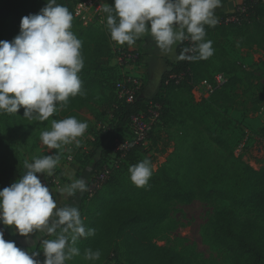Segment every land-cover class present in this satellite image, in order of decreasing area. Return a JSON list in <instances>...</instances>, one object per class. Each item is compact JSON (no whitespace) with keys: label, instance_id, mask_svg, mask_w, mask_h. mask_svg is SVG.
I'll list each match as a JSON object with an SVG mask.
<instances>
[{"label":"rangeland","instance_id":"374dc122","mask_svg":"<svg viewBox=\"0 0 264 264\" xmlns=\"http://www.w3.org/2000/svg\"><path fill=\"white\" fill-rule=\"evenodd\" d=\"M43 1L24 0L25 6L21 7V0H0V7L9 3L14 4L20 9L21 17H24ZM67 1L73 6L77 0ZM104 2L106 5L114 4V0H104ZM237 6L239 4L235 8ZM205 28V39L212 41L214 54L208 59L191 61L188 71L182 74L179 82L170 77L173 83H170L161 101L148 102L147 111L151 104H158L159 107L156 110L160 116L149 134L146 147H140L132 154H127L119 166L110 171L109 177L103 178V170L100 166L89 180H86L89 170L84 172L94 139L103 125L108 123L109 113L107 112L110 106L106 97L110 94L108 89H105L102 94L98 93V98L92 103L72 109L68 115L55 112L43 122L27 120L23 116L25 111L23 107L20 108L15 119L0 118V138L4 144L2 152L11 163L21 165L22 175L26 171L23 166L25 160L32 162L34 157L55 154L59 151L61 159L53 173L60 178L61 182L59 188L53 191H58L71 183L72 179L77 178L90 181L89 188L93 185V180L101 182L100 187H97L93 194H89L84 200L87 209L80 210L86 227H88L89 212L93 210L88 199L104 194L108 190L107 186L110 185L109 180L113 174L114 176L122 174L127 185H135L130 179L128 169L145 158L151 160L155 170L163 165L187 166L188 158H185L184 163H180L179 160L188 155L192 144L197 142L201 148H208L220 154L222 158L232 154L256 169L264 168V14L260 12V19L251 26H237L234 23L226 24L222 21L214 27L206 25ZM19 32L20 25L13 17L0 20V40L14 38ZM112 42L113 49L116 50V42ZM140 59L139 55V61L131 66L132 69L138 67L141 75H135L131 70L126 69L127 67L122 68L116 59L111 60L110 65L116 66L117 72L107 84L114 82L115 94H117V83L125 75L135 77L142 82L139 95L150 99L157 94L160 88L157 84L161 68L155 72L151 85L148 87L149 90L146 91L150 66L158 67L154 60L143 63ZM219 72L225 74L226 82L222 88L211 91L208 84H214L215 75ZM102 77L106 80L108 72H105ZM68 116H75L88 124L83 136L78 138L80 139L79 147L73 143L62 146L59 150H49L40 140V133L51 128L53 119L61 120ZM72 155L74 160L70 161ZM131 155L135 157L132 164L129 159ZM108 162L107 156L101 164ZM75 165L78 168H75ZM64 166L68 170L71 169L72 178L65 175V170L62 169ZM37 175L41 177L45 174ZM78 194L79 192L69 197L59 206L71 204L79 208L82 201ZM167 206L169 214L158 229L151 233L152 241L157 245L167 246L183 255L191 256L193 264H234L235 262L232 252L215 239L214 222L219 210L231 209L241 220L253 219L264 225L262 210L253 206H236L228 200L199 198L192 202L176 200L171 201ZM122 209L131 212L133 206L127 203ZM122 214L126 213L121 211L117 216ZM110 221L112 223L104 228L107 235L104 243H99L95 248V251L101 252L99 260L84 258L85 251L80 238L76 244V247L80 249V255L74 256L66 264H117L116 256L123 259V255L129 251L130 244L126 237H120L121 233L115 220ZM40 240L41 238L39 242ZM107 241H112L114 251L107 259H104L103 249Z\"/></svg>","mask_w":264,"mask_h":264},{"label":"clouds","instance_id":"9594fccd","mask_svg":"<svg viewBox=\"0 0 264 264\" xmlns=\"http://www.w3.org/2000/svg\"><path fill=\"white\" fill-rule=\"evenodd\" d=\"M221 0H114L111 6L101 4L106 27L112 41L135 45L150 33L156 46L177 60L208 59L214 54L212 41L206 40L205 26H215V9ZM73 13L58 0H47L38 13L24 16L20 32L13 40H0V114H14L23 107L24 117L46 121L58 104L67 106L70 97L82 95L79 73L84 67L82 41L72 31ZM191 41V46L176 55V45ZM88 124L75 116L53 119L51 128L40 133V140L51 149L75 143L80 145ZM61 153L34 157L24 161L26 171L15 182L0 190V224L14 226L24 236L38 232L44 260L7 241L0 228V264H66L80 255L76 247L81 237L95 235L87 228L77 206H58L55 193L42 183L38 173L52 176ZM155 166L145 158L128 169L137 187L145 186ZM83 178L72 179L61 187L65 199L87 190ZM50 237V238H44ZM101 252L87 249L86 260H99Z\"/></svg>","mask_w":264,"mask_h":264},{"label":"trees","instance_id":"16d2710c","mask_svg":"<svg viewBox=\"0 0 264 264\" xmlns=\"http://www.w3.org/2000/svg\"><path fill=\"white\" fill-rule=\"evenodd\" d=\"M46 3L47 0H44L29 14L38 13ZM58 3L67 6L73 13L72 31L82 41L81 53L84 58V67L79 73L83 94L70 97L67 106L58 104L56 113L68 115L72 109L92 103L98 98V93L102 94L105 89L110 91V94L106 96L110 105L107 113H109L108 116L111 115L108 128L106 130L101 128L94 139L92 152L84 167V172L89 170L86 178L89 180L107 157V149L113 140L122 138L124 134L130 132L131 118L140 112H147L148 102L161 101L166 89L169 88L170 83H173L170 77L187 72L191 61L177 59L167 61V69L162 74L159 91L152 98L147 99L138 95L132 102L119 99L114 93V82L107 84L117 72L116 66L110 65L111 60L115 58V52L107 27L85 26L74 14L75 3L73 6L67 0H58ZM20 4L21 7L25 6L24 0H21ZM242 4L249 6L250 22L234 25H254L260 19V12L264 14V1L243 0ZM108 5L111 6V4ZM232 13H222L217 24ZM10 17H13L18 25L23 18L20 9L14 4L1 6L0 20ZM11 40L13 38L8 39V41ZM184 47H188L187 41L178 44L176 55H179ZM105 72H108L106 80L102 77ZM17 114L3 113L0 114V118L15 119ZM3 147L4 144L0 138V190L21 176V165L11 163L2 152ZM138 148L140 147L130 150L128 155ZM200 148L199 143L192 144L188 155L184 158L178 157L180 163H184L185 158H188L187 166L163 165L154 170L152 177L143 187L127 185L122 174L115 176L113 174L109 180L110 185L107 186L108 190L102 195H95L88 199L93 210L89 212L87 228H94L95 235L81 237L84 251L87 249L95 251L99 243H104L107 236L104 228L112 223L110 220L114 219L121 233L120 237H126L130 244L129 251L123 255V259L120 256L115 257L117 264H193L191 256L183 255L170 247L157 245L152 241L151 233L158 229L169 214L168 203L176 200L192 202L198 198L222 199L236 206H253L264 212V168L256 169L232 154L222 158L220 154L208 148ZM129 159L131 164L134 163V156L131 155ZM86 183L87 190L78 194L82 201L79 210L82 211L87 209L84 200L89 195L90 181ZM127 203L133 206L131 212L122 209ZM121 211L126 214L117 216ZM13 227H7L5 240L15 241L18 247L26 250ZM214 235L217 242L232 252L234 264H264V225L256 220H241L233 210L221 209L215 215ZM105 243L103 258L107 259L114 250L112 241ZM28 251H39V256L35 257L38 260L45 258L40 242Z\"/></svg>","mask_w":264,"mask_h":264},{"label":"built area","instance_id":"2783aa9c","mask_svg":"<svg viewBox=\"0 0 264 264\" xmlns=\"http://www.w3.org/2000/svg\"><path fill=\"white\" fill-rule=\"evenodd\" d=\"M254 1H264V0H254ZM253 2V1H252ZM106 4L104 0H77L74 6V14L85 26L88 25H98L106 27V14L103 13L99 7L101 4ZM249 6L243 5L242 3L237 6L231 15L226 16L222 21L226 24H242L244 22H250L248 11ZM188 47L191 46V41H187ZM114 47V46H113ZM115 58L117 63L122 67H128L134 65L139 61V53L137 50L133 49L131 46L125 43L120 45L116 43ZM181 75L171 76L176 82H179ZM226 82V76L224 73L219 72L215 75L214 84H208V88L211 91L220 88ZM142 87V82L135 77L130 75H125L117 83V95L119 99L126 102H132L139 95ZM147 112H140L131 118L130 132L123 135L122 138L118 137L113 140L110 147L107 149V156L109 162L107 164H100L103 170V178L109 177V173L112 169L117 168L122 162L124 157L128 154L130 150L136 147H146L148 143V138L150 132L153 130L160 114L156 110L159 107L158 104L150 105ZM108 123L103 125V129L106 130L109 125ZM244 144H242L243 146ZM74 160V156L70 157V161ZM109 167H108V166ZM97 175H95L96 177ZM42 183L46 184L50 190L59 188L60 178L54 173L52 176L43 175L40 177ZM93 185L89 188V194L92 195L97 187H100L101 182L98 180H93ZM7 227L0 224V228L4 229V236L7 235ZM43 261V260H40Z\"/></svg>","mask_w":264,"mask_h":264},{"label":"crops","instance_id":"0c3cea01","mask_svg":"<svg viewBox=\"0 0 264 264\" xmlns=\"http://www.w3.org/2000/svg\"><path fill=\"white\" fill-rule=\"evenodd\" d=\"M242 2L243 0H221L220 6L215 9L216 17L220 19L222 13L224 14L232 13L235 9V6L238 4H241ZM131 47L138 51L141 57L140 62L147 63V62H150L151 60H154V62L157 64L158 68L154 67L153 65L150 66L151 69H150V74L148 78L149 83H148L146 91L149 90L148 87L151 85L154 74L157 70H159V68H161V70L159 73L160 78L158 80L159 85L157 84V87L158 86L160 87L162 74L167 69V61H173L176 58H174L173 55L171 54H168V55L163 54L160 51V49L156 46V43L154 39L151 37L150 33H146L143 37H141L139 40L136 41L135 45H132ZM126 69L131 70V72L134 73L135 75H141L140 71H138V67L137 68L133 67L132 69V66H128ZM74 167L78 168L77 165H75ZM80 167L81 166H79V168ZM62 169L65 170V175H68V177L72 178L71 169L68 170V168L65 166ZM54 193H55V199L58 201V206L60 204L65 203L69 199V197L65 199L63 196H61V194L59 193V190L54 191ZM13 228H14L15 233L18 235L20 242L26 247L27 251L31 247L35 246L39 242V239L41 238V234L38 232L31 233L29 234L28 238H25L24 236L20 235L16 231L15 227Z\"/></svg>","mask_w":264,"mask_h":264}]
</instances>
